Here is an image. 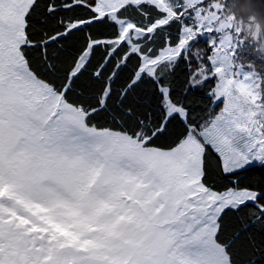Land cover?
I'll list each match as a JSON object with an SVG mask.
<instances>
[{"label":"snow or ice","instance_id":"obj_1","mask_svg":"<svg viewBox=\"0 0 264 264\" xmlns=\"http://www.w3.org/2000/svg\"><path fill=\"white\" fill-rule=\"evenodd\" d=\"M246 43L228 0H0V264H264Z\"/></svg>","mask_w":264,"mask_h":264},{"label":"water","instance_id":"obj_2","mask_svg":"<svg viewBox=\"0 0 264 264\" xmlns=\"http://www.w3.org/2000/svg\"><path fill=\"white\" fill-rule=\"evenodd\" d=\"M237 14L241 17L246 36L264 54V10L255 0H231Z\"/></svg>","mask_w":264,"mask_h":264},{"label":"rangeland","instance_id":"obj_3","mask_svg":"<svg viewBox=\"0 0 264 264\" xmlns=\"http://www.w3.org/2000/svg\"><path fill=\"white\" fill-rule=\"evenodd\" d=\"M228 7H229L230 13H231V15L233 17V23L237 27L241 28L243 30V32H244L242 19H241L240 16H237L236 11L233 8V5L231 3V0H228ZM244 35H245L246 40H247L246 46L249 47V48H251L252 50H254L257 55H261L260 54L261 51L259 49H257L256 44L255 43H252V41L248 39V37L246 36L245 32H244Z\"/></svg>","mask_w":264,"mask_h":264},{"label":"trees","instance_id":"obj_4","mask_svg":"<svg viewBox=\"0 0 264 264\" xmlns=\"http://www.w3.org/2000/svg\"><path fill=\"white\" fill-rule=\"evenodd\" d=\"M231 3H232V1H231ZM234 8V7H233ZM235 9V8H234ZM236 11V10H235ZM236 14H237V12H236ZM237 16H239L238 14H237ZM249 39V38H248ZM250 40V39H249ZM253 43V42H252ZM257 47V46H256ZM258 49V48H257ZM261 55H264L262 52L260 53Z\"/></svg>","mask_w":264,"mask_h":264}]
</instances>
